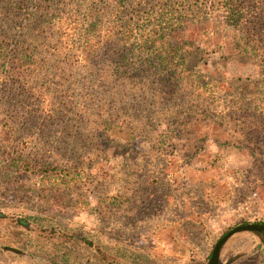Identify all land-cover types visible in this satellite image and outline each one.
<instances>
[{"label":"rangeland","instance_id":"obj_1","mask_svg":"<svg viewBox=\"0 0 264 264\" xmlns=\"http://www.w3.org/2000/svg\"><path fill=\"white\" fill-rule=\"evenodd\" d=\"M99 3L104 4L101 0ZM154 4L149 1L142 8ZM215 6L207 3L208 9L197 2L191 8L205 12L216 10ZM222 22V13L215 12L196 31L191 28L187 38L191 45H183L184 49L199 51L189 66L205 74L196 79L207 83L209 89L200 90V103L192 104L191 97L197 92H193L189 72L179 78L169 76L171 85L161 73L143 77L141 84L137 77H129L125 66H139L129 56L117 66L105 55L96 66L113 76L101 83L99 76L90 75L88 79L95 85L100 81L101 87L94 91L86 75H73L72 69L65 71L63 81L52 77L43 80L54 94H59L60 81L66 83L60 89L65 104L54 119L32 126V138H25L29 129L18 124L11 147L27 153L40 146V159L60 165L61 171L52 174L56 170L45 168L41 174L35 171L27 177L9 168L0 140V264L114 263L113 242L108 240L113 234L136 236L154 249L150 256L131 264H207L215 243L225 232L242 221L264 224L263 122L254 124L243 118L240 123L223 124L210 119L197 122L193 129L190 125L182 127L179 138L164 137L174 135L177 129L173 117L192 107L234 115L233 103L243 97L236 96L238 87L259 79L256 65L230 52L231 40L224 38ZM176 37L179 44L185 41L181 32ZM96 70L94 73H99ZM188 94H192L191 100L180 101ZM2 101L0 132L5 130L4 116L20 113ZM245 101L250 98L245 97ZM116 110L120 111L117 125L133 140L100 133L99 117ZM188 132L196 139L206 135L223 143L216 147L207 139L201 144ZM47 169L54 177L42 180ZM168 177L175 184L187 181L191 185L183 195L170 193ZM192 182L201 186L196 188ZM211 182L217 183L213 190ZM131 194H140L136 198L141 199L152 194L156 202L127 204ZM189 211L193 213L187 214ZM180 217L185 218V226L175 231L172 223ZM21 220L29 228L20 226ZM95 249L108 254L99 259L93 254ZM219 264H264V233L232 236L221 249Z\"/></svg>","mask_w":264,"mask_h":264},{"label":"trees","instance_id":"obj_2","mask_svg":"<svg viewBox=\"0 0 264 264\" xmlns=\"http://www.w3.org/2000/svg\"><path fill=\"white\" fill-rule=\"evenodd\" d=\"M33 1L0 0V102L3 99L2 102L7 108L13 106L20 112L4 116L5 130L0 132V140L3 142L1 149L9 168L18 169L27 177L32 176L35 171L41 174V170L45 168L56 170L52 174L59 172L60 165H52L40 159L41 150L38 144L39 148L35 146V149L27 153L14 145L11 147V143L15 144L18 134L17 125H26L29 131L23 134L28 135L25 134V138H32V126H40L41 123L54 119L57 111L64 106L66 100L60 89L65 87L66 83L60 81L57 86L59 94H54L51 87L44 85L43 80L48 77L63 81L65 71L72 69L73 75L77 72L86 75L87 83L93 86L91 91L99 89L100 81L95 85L88 77L95 74L99 76L101 83H104L113 76L104 70L99 71L100 65L96 66L102 63L101 59L105 55L111 57L117 66L124 63L125 59L128 60V56L130 60L136 59L139 66L136 67L135 64L134 67H125L131 74L129 77H137L141 84L143 77L161 73L164 78L168 77L167 83L171 85L169 76L179 78L189 72L193 92L196 91L197 94L181 96L180 101L185 98L191 100L192 96V104L200 103V90L209 89L205 87L207 83L201 84L196 79L205 74L189 66L190 59H196L199 51L184 49L183 45H191L187 43L191 28L196 31L197 26L212 17L215 12H221L223 15L222 34L225 39L231 40L230 52L256 65L260 70L259 79L244 82L238 87L240 92L236 96L243 97L237 98L233 103L234 115L227 117L213 113L212 109L206 111L192 107L187 113L182 112L173 117L177 129L173 131L174 135L164 137L179 138L182 127L190 125L189 128L193 129L198 125L197 122L210 119L220 120L223 124L232 121L240 123L243 118L254 124L264 123V109H261L264 107V0H216V6L215 0H101L104 3L102 5L100 0H35V3H32ZM149 1L155 4L143 9L142 4ZM197 2H201L204 7L210 3L211 8L215 6L217 9L202 12L201 9L191 8L196 6ZM179 32L185 36V41L180 44L176 41ZM95 69L99 73H94ZM116 72L119 78L118 68ZM132 78H129L130 82ZM245 97L250 98V101L246 102ZM70 100L73 101L72 97ZM150 105L151 102L149 107ZM152 105H155V102ZM81 110L85 112L84 107ZM118 113L120 111L116 110L114 114L108 115L105 111L99 117V131L102 136L118 135L130 141V133H127L126 137L117 125L120 117ZM188 134L193 136V133ZM193 138L201 144L210 139L216 147H221L223 143L206 135ZM162 139L163 137L160 142ZM224 144L231 146L229 142ZM206 170L207 167L204 171ZM52 174L48 171L47 175H41L42 180L53 178ZM168 178L170 193L183 195L191 185L187 181L175 184ZM192 184L196 188L201 186V183ZM213 184L215 187L217 183H210L211 190ZM137 196L129 195L127 204L134 205L135 201H138L139 205L156 202V197L152 194H148L147 199L136 198ZM191 213L193 212L189 211L187 214ZM184 222L185 218L180 217L177 222L172 223L176 226L175 231L185 226ZM248 223L242 221L241 225ZM18 224L29 228L25 221H18ZM254 224L264 225L260 222ZM108 240L110 244L113 242V251L110 253L116 256V260L106 264H131L134 260H141L142 256H150V252L154 251L132 235L113 234ZM90 247L91 243L88 248ZM93 254L99 259H104L103 254L108 253L95 249Z\"/></svg>","mask_w":264,"mask_h":264},{"label":"water","instance_id":"obj_3","mask_svg":"<svg viewBox=\"0 0 264 264\" xmlns=\"http://www.w3.org/2000/svg\"><path fill=\"white\" fill-rule=\"evenodd\" d=\"M248 232V233H257L261 234L264 232V225L248 223L246 225H238L230 229L225 233L214 245L210 258L207 264H219L220 252L224 244L235 234Z\"/></svg>","mask_w":264,"mask_h":264}]
</instances>
